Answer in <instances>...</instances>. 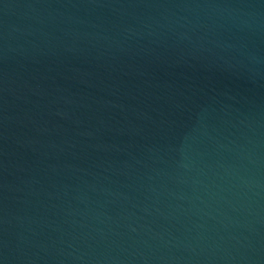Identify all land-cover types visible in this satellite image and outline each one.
Here are the masks:
<instances>
[{"label": "water", "instance_id": "1", "mask_svg": "<svg viewBox=\"0 0 264 264\" xmlns=\"http://www.w3.org/2000/svg\"><path fill=\"white\" fill-rule=\"evenodd\" d=\"M0 264H264V0H0Z\"/></svg>", "mask_w": 264, "mask_h": 264}]
</instances>
